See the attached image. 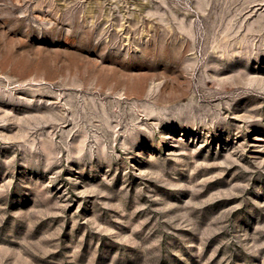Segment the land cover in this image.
<instances>
[{
    "label": "rangeland",
    "instance_id": "1",
    "mask_svg": "<svg viewBox=\"0 0 264 264\" xmlns=\"http://www.w3.org/2000/svg\"><path fill=\"white\" fill-rule=\"evenodd\" d=\"M264 0H0V264H264Z\"/></svg>",
    "mask_w": 264,
    "mask_h": 264
},
{
    "label": "bare ground",
    "instance_id": "2",
    "mask_svg": "<svg viewBox=\"0 0 264 264\" xmlns=\"http://www.w3.org/2000/svg\"><path fill=\"white\" fill-rule=\"evenodd\" d=\"M264 83V82H263Z\"/></svg>",
    "mask_w": 264,
    "mask_h": 264
}]
</instances>
